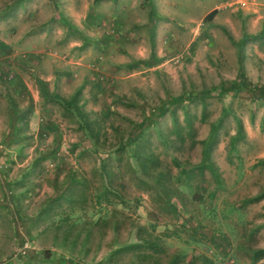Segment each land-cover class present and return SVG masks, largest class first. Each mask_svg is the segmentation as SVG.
<instances>
[{
  "label": "rangeland",
  "instance_id": "374dc122",
  "mask_svg": "<svg viewBox=\"0 0 264 264\" xmlns=\"http://www.w3.org/2000/svg\"><path fill=\"white\" fill-rule=\"evenodd\" d=\"M160 1L151 0L154 27L133 29V13L122 11L117 31L109 7L97 20L78 5L74 19L65 11L68 24L60 21L54 37L50 28L42 38L23 27L18 7L10 11L0 0V184L16 180L6 190L17 230L10 248L0 249V264H264V89L243 81L237 42L228 41L239 58L232 65L215 27L222 41L210 40L212 22H201L200 9L219 0L184 1L186 21L166 14L161 21L168 8ZM129 2L117 0L130 9ZM96 10L93 3L89 17ZM139 10L137 23L145 18ZM27 29L37 59L7 50ZM51 69L108 81L94 91L111 109L90 101L82 108L95 111L88 117L99 134L92 146H84L81 121L49 96L51 83L47 92L39 88ZM65 86V95L75 89ZM36 99L45 110H36ZM7 101L23 114L15 139L6 134ZM37 112L39 122L29 118ZM142 121V135L126 146ZM143 155L154 161L146 162V175L138 165ZM161 171L175 215L156 194Z\"/></svg>",
  "mask_w": 264,
  "mask_h": 264
},
{
  "label": "crops",
  "instance_id": "0c3cea01",
  "mask_svg": "<svg viewBox=\"0 0 264 264\" xmlns=\"http://www.w3.org/2000/svg\"><path fill=\"white\" fill-rule=\"evenodd\" d=\"M164 1L166 3V6L168 10H165L166 12H161V15L159 17L161 18V21L164 19V15L166 14L167 18L166 20H171L175 16H181L183 18V21H186V15H185V9H184V1L188 0H161L163 2V7H165ZM200 1V0H199ZM144 3V5L140 6V3ZM191 2V0H190ZM194 2L197 4L198 0H194ZM93 3L95 6V9L97 8L96 12L92 15V17H89V12L91 13L93 8ZM132 3V4H131ZM138 4H135L134 0H130L129 4H131V10L129 8L118 6L117 0H7L5 5L8 7L10 11L17 10V7L21 11L22 14V20H25L27 24L25 23L23 27H35V36H39L44 38L46 36V30L47 35L50 32L51 28V34L54 37L56 35V29L60 23L66 22L68 24V18L66 19L64 17V12L66 11V15L70 17L71 19H74V11L80 5L84 12L87 10L88 14L86 16V19H94L100 20L102 18H105L102 12L100 11L101 7H104L112 11L113 15L112 17V24L116 28L117 31H119V27L121 25V21L123 20L124 11L129 15V13H133V15L130 18L131 24L133 29H140L141 27L144 28H150L154 27V21L158 19V16L156 18H152L154 14H151V12H155L153 10V5L151 0H141V2ZM144 7L145 9V18H143L140 23H137L136 21H140L137 18L140 17L139 14L135 12H139V8ZM207 7H201L200 13H201V22H212L211 24V30L213 27H215L216 31H219L224 36V41L222 42V49L227 50L230 52L229 59H231L232 63L234 60L235 64L236 59H239L236 56V50L234 49L232 44H229V42H237L238 43V49L241 52V59H240V67H241V75L243 78V81L246 85H256L260 86L264 89V37L258 38L264 30V0H219L218 4L215 5L212 8L206 9L204 12V9ZM212 10H216V13L213 15L211 20H204V17L206 14L211 12ZM83 15H86V12ZM156 13V12H155ZM157 14V13H156ZM219 17V18H218ZM152 18V19H151ZM218 19V20H217ZM14 23H18V21H14ZM85 24V21H83ZM183 23L179 24V26H182ZM187 23H184L183 28ZM200 24H198L197 27H199ZM159 26V24H158ZM168 26H170L168 24ZM187 28L183 30V32H180V36L184 39L187 38ZM214 29L212 30L210 40L213 41V39H217L219 41H222L221 38L217 37L216 35L218 32H216ZM149 31V30H148ZM225 31V32H223ZM33 31H29V29L20 32V36L18 38H10L9 41L12 42V46L7 48L9 52H11L13 55H17L19 53H23V56L25 58H39L37 56L38 53L41 51L39 50H33L32 44H30L31 35ZM56 33V34H55ZM39 34V35H38ZM149 34H152L149 31ZM156 34V32H155ZM27 36V37H26ZM172 35H164V37H171ZM159 37L163 38V34H159ZM23 38L25 39L23 41ZM103 42L105 43L109 37L104 36ZM21 40V41H20ZM20 41V45H17V42ZM23 41V42H22ZM57 41H60V38L57 36ZM229 41V42H228ZM101 43V42H100ZM244 43V44H243ZM243 44V45H242ZM30 45V49L28 47ZM112 51L110 46H106V54H109ZM35 55V56H33ZM110 57V56H109ZM47 59H54L52 54H48ZM233 58V60H232ZM117 61L121 59L120 55H116ZM230 61V60H229ZM41 64V63H40ZM117 68H114L112 71L114 72ZM232 74H235L232 73ZM92 75V77H91ZM93 75H95L93 77ZM237 76V75H236ZM233 80H235V77H232ZM39 81V88L43 89L45 92V85L47 83H51V86L53 87V95H60L59 97L66 99V100H74V107L82 109L88 101H90L93 104H96L99 107V110L106 106V108L111 109L110 105H106L104 102V99H99L96 95L95 91H98L101 88V85L103 86L105 83H108V81L105 79H101L100 74H88L87 77H82L81 80L79 78V74L76 76L74 72H63L61 69H51L48 72L41 74L40 78H38ZM68 83V85L74 84L73 87H75L74 90H72L68 95H65V92L68 91V89H65L67 86H65V83ZM110 84V82H109ZM235 85H238L235 83ZM109 86V85H108ZM104 87V88H108ZM95 90V91H94ZM86 93L87 99L82 97V93ZM52 92L49 93V96ZM38 94V91H37ZM31 100V99H30ZM81 100V101H79ZM37 103V99H36ZM41 104V105H40ZM6 109H8L9 113V121L11 122V126L6 128V134L8 131H12L13 138H17L19 136L17 131V125L20 123V115L21 113L17 112L13 109L12 103L7 101ZM37 111H42L44 109V102L37 103L36 105ZM44 112V111H43ZM95 111L92 108V112L90 111H81L82 115L86 118L87 124H82L83 121L80 120V118H76L75 120L77 122L81 121V128L85 134V138L88 140V142L84 145L92 146L91 140H96L99 136V134L96 131V124L95 121H88V117L94 116ZM19 114V116H18ZM30 119H33V121H41L42 113L39 114L37 112L36 116L32 115L29 117ZM98 120V119H97ZM31 120H29V123ZM143 121L140 122L137 125V128L140 129L139 133H136L135 136L129 137L125 139L126 146H132L135 144L136 140L139 139V136L142 135L143 131ZM92 131V134L90 135L88 130ZM20 136H22L20 132ZM124 143V142H123ZM124 143V144H125ZM124 146V148L126 147ZM7 180V179H6ZM16 180L10 181L7 180L6 183H3L0 186V249L7 250L9 247V244H13L17 237V230L16 227L13 224L12 217H11V210H10V203L7 202L8 195L11 194V190H6V188L12 187L11 183L15 182ZM155 183V182H154ZM14 184V183H13ZM156 194L161 197L163 202L167 204L172 210V213L174 214L175 211L172 208L171 201L169 200L170 196L167 198L162 195L160 190H157ZM175 208V207H174ZM168 210H170L168 208ZM175 215V214H174ZM5 222V223H4ZM3 224H7V230L3 227ZM22 261V262H21ZM18 264H34V262H30L27 260H19ZM16 264V263H15Z\"/></svg>",
  "mask_w": 264,
  "mask_h": 264
},
{
  "label": "trees",
  "instance_id": "16d2710c",
  "mask_svg": "<svg viewBox=\"0 0 264 264\" xmlns=\"http://www.w3.org/2000/svg\"><path fill=\"white\" fill-rule=\"evenodd\" d=\"M216 13V10H212L211 12H209L208 14H206L205 15V17H204V20H211V18L213 17V15ZM41 89V88H40ZM42 91H44L43 89H41ZM53 94H50V96L53 98V99H55V100H57V101H59L62 105H64L63 107H64V109L65 110H67L68 112H71L70 114L71 115H75V117H77V118H80V120H82L83 121V125L84 124H87L88 122H87V120H86V118L82 115V113H81V111H82V109H80V108H77V107H74V100L73 99H71V100H62L58 95H54V96H52ZM23 115V114H22ZM22 115H20V119H21V117H22ZM18 116H19V114H18ZM238 126V132H240V125L238 124L237 125ZM213 131V130H212ZM88 132H89V134L91 135L92 134V131H90V129L88 130ZM211 134L209 133V137H208V139H211V136H210ZM208 150H209V146L207 147V149L205 150V152H204V154H206V156H208ZM146 162H149V163H152V162H154V161H152V159L149 157V156H144L143 155V157L142 158H140V160H139V162H138V165L141 167V174H145L146 175V171H147V166H146ZM207 166H208V164H207ZM209 166H210V164H209ZM104 168V165L102 164V162H101V169H103ZM213 174L214 175H216L215 173H214V171H213ZM165 172H163V171H161V172H157V174H156V178L154 179V182L155 183H157L158 184V188L160 189V192L162 193V195L163 196H165V197H169V194H166L165 193V191H164V188H163V186L162 185H164V183H165ZM171 211V210H170ZM188 223H189V220L187 221ZM214 236H210L209 238L211 239V240H214V238H213ZM220 240H221V238H220ZM219 241V240H218ZM142 242H144V241H142ZM150 246H153V244L151 243L150 244ZM257 251H260V250H257ZM180 256H184V254L182 255V254H180ZM185 256H186V254H185ZM26 258H24V260H25ZM192 259V257L190 256V260ZM195 259V258H194ZM27 261H29V263L30 262H32L33 260L31 259V260H29V259H27ZM202 263H204V262H202ZM207 263L209 264L210 262H209V260H207ZM7 264H11V263H7ZM172 264H175V262H172Z\"/></svg>",
  "mask_w": 264,
  "mask_h": 264
},
{
  "label": "built area",
  "instance_id": "2783aa9c",
  "mask_svg": "<svg viewBox=\"0 0 264 264\" xmlns=\"http://www.w3.org/2000/svg\"><path fill=\"white\" fill-rule=\"evenodd\" d=\"M24 252H21V254H23Z\"/></svg>",
  "mask_w": 264,
  "mask_h": 264
}]
</instances>
